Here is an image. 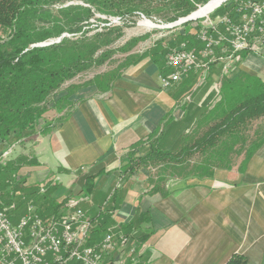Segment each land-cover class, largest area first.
Instances as JSON below:
<instances>
[{
  "label": "trees",
  "instance_id": "obj_1",
  "mask_svg": "<svg viewBox=\"0 0 264 264\" xmlns=\"http://www.w3.org/2000/svg\"><path fill=\"white\" fill-rule=\"evenodd\" d=\"M209 1L0 0V142L4 151L19 143L21 138L47 137L63 127L74 111L69 99L78 89L93 86L99 94H107L126 69L147 58L159 66L160 75L165 76L168 72L165 56L169 52L182 46L197 52L204 48L198 39L201 30L198 25L192 35L187 28L172 42H157L149 52L128 55L141 39L135 38L119 49H111L122 37L121 28L106 27L100 33L87 36L89 32L85 28L95 14L117 18H132L140 14L149 18L152 13L168 11L172 14L168 18L172 23L191 15ZM244 1L228 0L217 9L222 10V16L233 17ZM156 4L159 6L153 7ZM219 31L224 32L225 26L221 25ZM78 34L80 37L76 36ZM57 39L61 41L42 46ZM220 50L217 49V55H221ZM116 53L128 56L114 69L93 76L87 83L70 85L62 94L63 85L80 74L104 66ZM247 54L248 51H241L231 61L236 66ZM215 65L218 62L208 65L206 78ZM196 71L190 73L192 78L187 84H179L173 89L179 110L171 109L148 137L131 146L128 162L117 173V178L123 181V188L115 185L101 205L86 209L91 225L87 246L96 245L111 228L127 236L136 251L148 241L149 233L142 228L146 221L144 217L125 224H116L113 219L123 201L122 191L128 189L130 178L136 180L140 168L158 166L156 176L145 178L144 183L149 188V194L166 197L165 186L169 180H211L216 171H229L234 167L233 157L242 156L238 171L243 172L248 161L264 143V126L253 131L252 137L248 136L252 123L264 119V80L241 71L233 74L227 72L222 77L218 74L214 95L201 103L195 100L186 102L184 95H194L193 89L200 78L207 80L202 76L204 72L200 74ZM175 110L182 113L178 120L173 117ZM140 150L142 152L137 156ZM196 155H199V161L194 165L189 164ZM38 166L35 156L30 154L0 163V189L10 206L7 212L16 209L15 199L26 201L36 196V205L28 206L34 207L43 219L67 216L58 211L66 199H63V203L55 201L64 190L52 176L45 183L34 185H26L24 177H20L24 168ZM82 171L80 169L75 175H80ZM99 173L84 179V200L97 198L95 178ZM72 188L73 185L66 191L71 194ZM149 260L150 255H142L136 264H149ZM226 264H246V259L235 255Z\"/></svg>",
  "mask_w": 264,
  "mask_h": 264
},
{
  "label": "crops",
  "instance_id": "obj_2",
  "mask_svg": "<svg viewBox=\"0 0 264 264\" xmlns=\"http://www.w3.org/2000/svg\"><path fill=\"white\" fill-rule=\"evenodd\" d=\"M232 70L264 80V44ZM159 75V66L147 58L126 69L107 94L93 86L78 89L69 99L74 111L63 127L47 137L21 138L7 152L0 142V163L34 155L39 166L20 173L26 185L45 183L51 176L56 180L54 170L64 178L80 169L92 176L101 172L95 178L97 198L88 200L86 207L101 205L115 185L123 188L117 173L131 146L148 137L177 107L173 93L160 90ZM180 115L174 113L177 120ZM127 188L113 219L116 224L146 219L142 228L149 233L144 254L150 255L149 264H226L235 255L244 257L246 264H264V143L243 172L233 167L216 171L211 180H169L166 197L149 194L136 180ZM2 198L10 209L8 199Z\"/></svg>",
  "mask_w": 264,
  "mask_h": 264
},
{
  "label": "built area",
  "instance_id": "obj_3",
  "mask_svg": "<svg viewBox=\"0 0 264 264\" xmlns=\"http://www.w3.org/2000/svg\"><path fill=\"white\" fill-rule=\"evenodd\" d=\"M116 18L113 21H119ZM141 19L148 22L142 15ZM111 25L112 22L106 24ZM221 25L225 26L224 32L219 31ZM202 27L198 39L204 48L200 52L182 46L173 55L165 56L168 72L158 76L160 90L178 85L195 70L206 72L212 62L228 64L241 51H258L264 44V2L246 0L233 17L223 15L216 22L207 19ZM219 48L221 55L216 54ZM226 53L231 54L225 57ZM7 211L0 189V264H136L145 254V244L136 251L130 239L115 228L108 230L96 245L87 246L91 225L82 210L58 219H43L34 207L28 206L16 225Z\"/></svg>",
  "mask_w": 264,
  "mask_h": 264
},
{
  "label": "rangeland",
  "instance_id": "obj_4",
  "mask_svg": "<svg viewBox=\"0 0 264 264\" xmlns=\"http://www.w3.org/2000/svg\"><path fill=\"white\" fill-rule=\"evenodd\" d=\"M157 6H159V5L156 4L153 7L156 8ZM199 8H202V7H198L197 10H199ZM222 13H223L222 10L220 11L218 9H215L214 11L208 13L207 16H205V17H200L199 19H195V20L189 21L187 23H180L178 25H176V23L179 20L177 22H172V23L169 22L168 18L172 17L171 16L172 14L169 13L168 11L163 12L161 14L152 13L149 18H146L143 16L146 20H148V22L150 21L151 23H153L156 26L155 28H150V29L147 28L146 26L140 25L141 23H143V20L141 19L140 14L134 15V17H132V18H128L126 16L125 17L120 16L118 18L119 21H117V20L113 21L114 17H108V16H102L100 14H95L94 17L90 18L89 24L87 25V27L85 29H86V31L89 32L87 34V36H91L94 33L102 32L103 30H105L106 27H108V26H106V24L112 22L111 28H115V29L121 28L122 29V37H120L119 41H117L111 47V49H119L121 46H123L124 44H126L130 40L138 38L141 40L135 45V47L132 48V50L130 51V53L128 55H135V54L136 55H142L146 52H149V50H151V48L153 46H155L157 44V42H163V43L172 42L174 40V38L179 33L184 34L183 32H185V30L187 28H189V33L191 35L197 30L198 25L201 26L200 31H202L203 30L202 26L206 25L207 19H210L212 22H216L217 19L222 16ZM76 36L80 37L79 34ZM174 52H176V50L169 52V55H173ZM128 55H124L122 53H116L115 55L112 56L110 61L106 62V64L104 66L99 67V68H93L91 71H88L86 73L78 75L75 79H73L69 83H66L65 85H63V88L61 90L62 94L64 93L65 89L70 85L78 86V85L87 83L88 81L92 80L93 76L98 75V74H104L107 71L114 69L115 67L118 66V63H120ZM225 65H226V69L224 70ZM234 66H235V63H232L230 61L228 64L220 62V63H218V65H215L213 67L211 72L209 70L210 74L208 75V78H206L207 73L205 74V72H204V75L202 74V76H205V78L207 80H204V77L200 78L199 84H196L194 89H193L194 95L193 96L191 95L192 97L188 96V94L184 95V97L186 98L184 101L193 102L194 99H195V101H199L201 96L207 91H210L208 94L209 96L214 95L216 92L215 90L217 88V85H214V84H217V83H215V82H217L216 80L218 79L217 75L219 74V76L222 77L223 74H225L227 72L233 74L234 70H232V69L234 68ZM196 72H199L200 74L203 73V71H201V70H198ZM221 77L219 79H221ZM187 78H189V79H187ZM187 78H185L179 84H181V85L187 84L189 82V80H191L192 77H190V74H189L187 76ZM203 80H204V82H203ZM176 86H174L168 90H165V91L174 93L173 89ZM86 88H88V87H83L81 89H86ZM89 88H91V87H89ZM70 102L73 104L72 101H70ZM50 105H52V103L49 104V106ZM176 108H178V110H179V107H176ZM176 112H179V114L181 113V111L175 110V113ZM181 116L182 115H180V117ZM173 117L175 118L174 115H173ZM263 126H264V119L254 121L248 129V136L252 137L254 134L253 131H255L257 128L263 127ZM31 147H34V146H31ZM141 152L142 151L140 150V152H138L136 155L138 156L139 154H141ZM127 153H129V152H127ZM127 158H128V154L124 159L125 163L128 162ZM199 159H200L199 155H196L195 157H193L190 160L189 164L194 165L197 161H199ZM241 159H242L241 155L239 157H233L232 163H233L234 167L239 166ZM158 170H159L158 166H155V165H152L148 168H143V167L140 168L138 173H137V176H136V180H137L136 184L137 185L140 184L143 186V189L148 190L149 188H146V184L144 183V178L155 177L156 174L158 173ZM52 174L55 175V178H56L55 181L56 182H58V180H59V182H61V184L63 185L62 186L63 189L65 188L64 186H66V184L70 183V185H73V188L71 189V194H69L68 191H64V192L62 191L61 197L55 199V201H57L58 203H61L63 201V199H66V202H64V203L62 202L63 204L58 211H60V213H62V214L65 213L67 215H73L74 213H76V210H80V211L82 210L83 212H85L87 209V207H86L87 201L84 200L85 199L84 197H86V196H84V194H82V193H84V192H82V189L84 188V182H85L84 179L86 177L90 176L92 173L90 171H88V172L82 171V173H80V175L72 174L71 177L68 176L66 178H64L62 175H57V172L55 170L52 172ZM61 174H63V173H61ZM132 179L134 180V177L130 178L131 183L133 181ZM172 180H176V179H172ZM61 184H60V187H61ZM95 194L96 195L98 194L96 189H95ZM35 199H37L36 196H31V197H29V200H26V201L24 199L21 200L20 198H17L14 200V203L16 204L17 207L15 210L9 211L10 217H11V222L13 225H16L18 223V220L20 219V217L26 213V208H27L28 204H31L32 206H33V204L36 205ZM71 204H73V206L70 207ZM88 207H90V204L88 205ZM12 215L17 216V219L16 220L13 219Z\"/></svg>",
  "mask_w": 264,
  "mask_h": 264
},
{
  "label": "bare ground",
  "instance_id": "obj_5",
  "mask_svg": "<svg viewBox=\"0 0 264 264\" xmlns=\"http://www.w3.org/2000/svg\"><path fill=\"white\" fill-rule=\"evenodd\" d=\"M228 1V0H227ZM224 2V0H211L205 7L199 8L196 12L192 14V18H197L199 19L200 17H205L207 16L208 13L214 11L217 9L221 4ZM226 2V1H225ZM141 26H146L147 28H155L156 26L149 22H143L140 24Z\"/></svg>",
  "mask_w": 264,
  "mask_h": 264
},
{
  "label": "water",
  "instance_id": "obj_6",
  "mask_svg": "<svg viewBox=\"0 0 264 264\" xmlns=\"http://www.w3.org/2000/svg\"><path fill=\"white\" fill-rule=\"evenodd\" d=\"M211 1V0H210ZM209 1V2H210ZM225 1H227V0H224V2ZM209 2H207V3H209ZM207 3H206V5H207ZM220 7V6H219ZM218 7V8H219ZM194 12H192V14H193ZM192 14L191 15H189V16H187V17H185V18H181L177 23H176V25H178V24H180V23H187V22H189V21H192V20H195V19H197V18H192ZM61 40V39H60Z\"/></svg>",
  "mask_w": 264,
  "mask_h": 264
}]
</instances>
